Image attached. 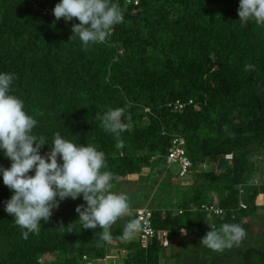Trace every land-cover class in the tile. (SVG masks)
<instances>
[{
    "label": "trees",
    "instance_id": "obj_1",
    "mask_svg": "<svg viewBox=\"0 0 264 264\" xmlns=\"http://www.w3.org/2000/svg\"><path fill=\"white\" fill-rule=\"evenodd\" d=\"M59 2L0 0V73L13 74L10 94L38 121L33 133L48 143L39 154L51 150L57 132L77 145H91L105 154L101 172L115 175L116 192L126 177L145 168L165 176L164 167L179 165L166 158L172 139L181 137L191 163L190 191L174 211L151 209L154 229L168 231L170 242L188 238L180 229L189 230L197 247L203 226L210 231L258 214L259 197L264 204V165L258 159L264 155V26L241 25L240 0H111L123 21L105 42L87 48L78 37L69 40L76 18L56 20ZM248 64L254 70L245 71ZM175 101L184 108H171ZM108 108L124 109L121 147L96 119ZM218 160L224 167L217 172ZM10 166L0 150V168ZM34 174L35 169L27 173ZM171 182L161 183L169 189ZM12 195L0 172V264H81L82 256L103 260L115 248L124 251V264H160L169 250L156 240L141 248L138 241L118 238L135 210L110 227V244H98L99 227L82 229L76 221L72 232L62 229L58 215L86 206L82 195L61 201L55 218L41 220L25 240L5 211ZM202 205L223 212L210 215ZM258 241L256 247H238L236 264H264V242ZM54 256L58 259L46 261Z\"/></svg>",
    "mask_w": 264,
    "mask_h": 264
},
{
    "label": "clouds",
    "instance_id": "obj_2",
    "mask_svg": "<svg viewBox=\"0 0 264 264\" xmlns=\"http://www.w3.org/2000/svg\"><path fill=\"white\" fill-rule=\"evenodd\" d=\"M53 14L56 20L76 18L79 21L72 26L69 40L78 37L85 48L105 42L113 26L123 21L119 5L111 0H60ZM238 15L242 26L249 21L264 26V0H240ZM254 68L248 64L245 71ZM13 79V74L0 73V150L11 160L10 168H0V172L4 185L13 193L5 202V211L14 217L26 240L30 233L39 230L41 220H50L53 209L61 201L69 197L75 200L82 195L86 206L81 204L75 209L82 229L99 227L102 231L98 244H110L113 239L110 227L131 213L129 197L111 191L115 175L101 172L106 167L105 154L91 145L68 141L57 132L50 144L51 150L41 156L40 149L47 143L46 138L33 133L38 121L24 111L22 100L10 94ZM123 115L122 108H108L103 115H96L101 121L100 127L115 136L117 147L122 146L120 134L127 128L121 120ZM58 157L62 163H58ZM32 169H35L34 176L27 175ZM67 228L72 232L71 225ZM141 230V221L130 219L118 238L130 241ZM181 233L186 235V229L181 228ZM246 235L242 225L224 223L219 229L208 231L200 243L219 252L239 247Z\"/></svg>",
    "mask_w": 264,
    "mask_h": 264
},
{
    "label": "rangeland",
    "instance_id": "obj_3",
    "mask_svg": "<svg viewBox=\"0 0 264 264\" xmlns=\"http://www.w3.org/2000/svg\"><path fill=\"white\" fill-rule=\"evenodd\" d=\"M258 159L264 165V155L263 157L261 155L260 157H258ZM219 167L223 168L224 162L218 160L215 164H213V168L217 170V172L220 171ZM179 169V165L170 164L168 167L163 168L165 175L163 176L162 172L159 170H154V168L152 170L145 168L140 175L133 176L132 180H130V183L125 186L121 185L117 189V191L114 192L117 194L123 193L129 197L130 209L135 207V205H146L151 209L158 208L164 210V208L167 207L174 211L177 209V206L182 202V200L186 197L183 196L186 193L185 191L187 190L184 187L186 185L191 184V177H189V175L185 176L182 179L177 177ZM146 175L150 176V178L147 180H145ZM164 178H167L172 181L169 189L161 183ZM123 184H125V181L123 182ZM167 190H169L170 192L168 193ZM179 197H181V200ZM258 200V214L252 216L251 218L244 219L240 223V225L245 228L247 233L246 238L241 243V245L243 246L248 245L247 247H256L259 245V238H261L264 242V204L262 203L263 198L259 197ZM56 213L57 210L52 212L51 218H55V216L57 215ZM68 214L65 215V213H61L60 215H58V218L61 219L60 223L65 222V225L62 229H67L69 225H72L76 221H79L78 213ZM208 231V226H203V232L201 235L205 236ZM192 236L193 233L188 230L185 237L192 238ZM180 241L182 242L181 247L179 246ZM175 243L178 244L177 247L174 246ZM196 244L197 243L195 241L193 242V240L189 239H173L171 241V246L169 247V250H167V253H169L170 251V254H172L169 260L173 261V258H175V252L180 251L182 257H179L178 259L175 258V264H183V260H186L190 264H236L235 260H238L241 255L238 253L236 255L235 252H238V247L235 246L230 249H225L221 251L222 253L220 252L221 254L218 255L216 251L210 250L206 246H203L201 243L200 245H197V247H193L196 246ZM199 249H201L203 255L201 254ZM195 250H199V254H197V251ZM164 256L166 258L168 255ZM189 257L191 259H189ZM196 257L198 259H196ZM54 259H58V256H54ZM96 261L98 260H93V264L102 263H96ZM113 263L111 260H108L106 264Z\"/></svg>",
    "mask_w": 264,
    "mask_h": 264
},
{
    "label": "built area",
    "instance_id": "obj_4",
    "mask_svg": "<svg viewBox=\"0 0 264 264\" xmlns=\"http://www.w3.org/2000/svg\"><path fill=\"white\" fill-rule=\"evenodd\" d=\"M128 2V0H127ZM137 3L135 2L134 5ZM188 101V105L191 104ZM169 106L174 110H181L184 108L185 103L175 101L170 103ZM185 142L181 137H175L172 139L171 147L168 149L167 163H178L181 167L179 177L184 178L190 171V160L186 156ZM231 155H226V160H231ZM242 209L245 208L244 204H240ZM201 209L210 215H220L223 211L213 205H202ZM179 213H181L179 211ZM132 219H139L142 224V230L136 235L138 236L137 241L141 248H147L152 240H156L162 249H167L170 244L169 232L166 230H156L152 226V210L147 208H139L134 211V217ZM181 232V229H180ZM81 264H93L92 260H89L87 256H82Z\"/></svg>",
    "mask_w": 264,
    "mask_h": 264
},
{
    "label": "crops",
    "instance_id": "obj_5",
    "mask_svg": "<svg viewBox=\"0 0 264 264\" xmlns=\"http://www.w3.org/2000/svg\"><path fill=\"white\" fill-rule=\"evenodd\" d=\"M132 178L133 177H126L124 180H125V184H122L123 186H125V185H127L128 183H130L131 181L130 180H132ZM190 185V184H189ZM189 185H186L184 188L185 189H187L185 192H189L190 191V186ZM116 189V187L114 188V190ZM139 208H147V209H151V208H149L148 206H146V205H143V206H141V205H135V207H133V208H131L130 210L131 211H134V210H136V209H139ZM153 209V208H152ZM184 237V236H183ZM137 238H138V236L135 234V236H134V238L132 239V240H130V242H136L137 241ZM179 239V238H178ZM177 239V240H178ZM185 239V238H184ZM187 240H188V238H186ZM193 242H194V240H193ZM170 245H171V242H170ZM170 245H169V247H170ZM177 245L178 244H174V246L175 247H177ZM180 247L182 246V242L180 241V245H179ZM168 247V248H169ZM167 248V249H168ZM175 254H177L176 256H175V258H179V257H182L181 255L182 254H180V251H177V252H175ZM164 255H168L166 258H165V256ZM123 256H124V251H122V250H118V249H111V250H109L108 251V255L106 256V258L105 259H103V260H98V261H96V263L97 262H102V263H97V264H106L107 263V261L108 260H111L112 261V263L113 262H115L116 260H119L120 261V263L119 264H124L123 263ZM171 256H172V254H170V251H169V253H166V254H163V256L161 257V259H160V264H175L174 263V261H176V259L175 258H173V261H170L169 259L171 258ZM193 257V256H192ZM54 259V257H50V258H48L46 261H52ZM189 259H191L190 257H189ZM44 261V260H43ZM185 263V264H190V263H188L186 260H183L182 261V263ZM183 263V264H184ZM114 264V263H113Z\"/></svg>",
    "mask_w": 264,
    "mask_h": 264
},
{
    "label": "water",
    "instance_id": "obj_6",
    "mask_svg": "<svg viewBox=\"0 0 264 264\" xmlns=\"http://www.w3.org/2000/svg\"><path fill=\"white\" fill-rule=\"evenodd\" d=\"M120 263V261L119 260H116L115 262H114V264H119Z\"/></svg>",
    "mask_w": 264,
    "mask_h": 264
}]
</instances>
